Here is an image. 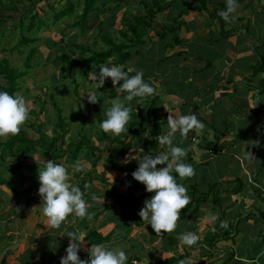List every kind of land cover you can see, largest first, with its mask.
Returning a JSON list of instances; mask_svg holds the SVG:
<instances>
[{
  "label": "crops",
  "instance_id": "1",
  "mask_svg": "<svg viewBox=\"0 0 264 264\" xmlns=\"http://www.w3.org/2000/svg\"><path fill=\"white\" fill-rule=\"evenodd\" d=\"M143 1L150 4L152 0ZM168 1L170 7L156 15L153 28L140 35L139 45L137 38L130 33L122 36L120 31L126 30L124 12L132 10L138 16L145 11L144 4L134 0L129 1L135 3L132 6L121 3L111 8L108 23L103 20L112 27L110 32L118 34L113 41L131 42L125 70L134 75L143 69L144 79L156 86V92L134 98L129 132L106 140L113 142V148L119 145L120 150L122 145L115 142H125L128 151L124 156L119 157L120 151L111 150L109 145L102 149L94 145L93 154L87 148L78 150L79 158L74 162L70 150L54 158L64 160L73 177H82L79 182L70 179L75 184L84 183L82 190L91 215L72 213L59 227L48 225L38 192V171L45 163L34 168L13 161L9 169H15L24 180L0 182L12 192L5 202L0 201V264H60L70 240L67 232L74 230L85 236L95 230L107 237L104 244L123 246L129 257L127 264H155L169 257L179 258L173 263L179 264L186 256L196 260L195 264H264V70L257 71L264 55V24L260 34L255 32V24L264 23V0H239L237 12L226 22L220 15L227 7L226 0H161ZM235 19L244 24V34V26L231 28ZM231 30L235 33L229 34ZM220 44L224 48L217 46ZM110 83L111 101L127 94ZM171 112H195L205 126L194 127L186 137L175 134L174 143L187 149L185 160L196 169L195 175L178 179L187 185L191 206L180 210L174 230L156 233L139 215L153 193L132 172L138 167L139 148L152 150L153 155L167 151L159 137L168 130L167 117L175 115ZM131 146L135 148L130 155ZM54 152L57 155L58 151ZM77 162L88 167V173L79 170L76 176ZM25 170L34 174L27 187ZM106 171L110 180L103 177ZM96 183L109 187L108 192H99ZM22 186L25 191L20 190ZM215 192H220L217 205L212 197ZM209 211L217 215L215 222L205 218ZM223 221L227 227L222 226ZM135 230H141V240L132 236ZM190 230L201 236L193 245L179 239V233ZM215 234L225 237H213ZM89 247L87 241L81 248L82 259L88 258Z\"/></svg>",
  "mask_w": 264,
  "mask_h": 264
},
{
  "label": "rangeland",
  "instance_id": "2",
  "mask_svg": "<svg viewBox=\"0 0 264 264\" xmlns=\"http://www.w3.org/2000/svg\"><path fill=\"white\" fill-rule=\"evenodd\" d=\"M134 2L140 5V1L134 0ZM134 2L129 5H135ZM64 4L65 0H0V14H3V16H0V19H10L7 21L9 22L8 24L6 21L4 24L0 23V58H8L12 67H15L18 71L25 73L17 80L18 89L15 93L23 94L27 98L31 111L30 118L21 128L25 129L29 138H34L35 140L37 139L36 144L38 146L36 151L31 152L29 155L17 153L10 155L9 153H6L4 160H0V178L15 184L18 180L23 181L24 176H19L15 169H9V165L12 166L14 162H21L26 167L32 165V167L35 168V164L39 167H43L42 162L46 163L47 159L46 156H44L46 159L43 157V154L51 151L52 149H56L58 153H60L61 150H65L66 153L70 150V146L73 148L76 147L74 143L79 141H82L83 143L82 138H84L85 142L80 150L86 151V146L92 144L93 146L95 145V147H99L101 149L106 145H109L111 150H117V152L120 151L119 145H116L117 147L114 145L113 148V142H107L103 138L101 128L98 123L99 117L103 119L106 118V111L109 108L108 105L112 104L115 100L113 99L111 101L108 94L109 89L106 86V84L110 85L112 80L109 77L105 84L99 88V91L102 92L100 94L101 102L99 101V104L101 103L102 107L97 108V103H91L87 100L88 93L85 92L96 88L98 82L89 78L88 74L93 69H88V63H85L82 60V58L86 59L89 56V53L81 48V46L84 45V48H91L99 51L105 47V43L97 36L100 29L98 24L100 22L103 23L105 18L106 22H109V12L111 8L115 7V5L109 4L106 7H103V13H101L98 18L93 16L91 23L92 26L89 31L85 32L83 35L84 37L79 38L77 35V28H73L72 31H68V28L75 18L64 17L62 18V21L60 20L57 23L53 22L54 12L61 10ZM11 6L16 7L18 9L17 12L13 11L10 8ZM25 8H31L34 12H38L42 18H45V15L49 18L47 19L48 26L45 29H41L42 31L37 30V26L39 25L37 22L35 23L36 28L32 31L23 30V34L25 36L37 39L28 47L19 46L21 38V33L19 32L20 28L12 29L11 27H8V25L11 26L10 23H19L20 15ZM80 10L81 7H78L76 13H80ZM127 14V18L133 21V17L136 16L135 13H133L132 10H129ZM232 23L233 22H230V26L234 29L239 26H244V24L239 23V20L237 19H235L234 24ZM263 24V20L255 24V32L257 34H260V31H262ZM106 26L108 27L109 25ZM226 26L229 27L228 25ZM61 29H64L68 36V38H66L67 41H64L62 44H60L62 42V34L58 33ZM103 29L104 27L102 26V32L106 34V30ZM245 30L246 28L244 26V29L242 30L243 34ZM232 31L234 30H231L230 32ZM233 33H235V31ZM115 36H118L116 31L114 33L110 32V39L113 40ZM74 40L75 43L71 42ZM52 41L58 42L59 45L57 47L52 46ZM217 46L224 48L221 44ZM19 49H21L22 53L18 52ZM243 62H246V60ZM95 70L99 72V68H95ZM258 70L259 69H257V71ZM0 85H6L5 79L1 76ZM81 97L83 99H80ZM81 104L83 105L82 107L80 106ZM60 117L64 119L61 125L59 124ZM31 123L32 126H29ZM130 125L131 123L129 121L128 126ZM36 126H39V129L46 135V141L52 137H58L60 133H63L62 140L64 142L61 144L63 148H58L56 147L57 145L53 148L48 145V142H41L38 139L40 138V134L36 131ZM106 134L110 139L117 136L116 133L108 131H106ZM8 138L9 135L1 136L0 141L5 142ZM115 143H117V141ZM134 148L135 146H131L129 152L130 155ZM1 149L3 148L1 147L0 150ZM81 152L83 153L84 151ZM13 155L15 157H13ZM75 155L77 160L79 158V154ZM62 162H64V160H62ZM67 163L71 164V162ZM89 164L90 163H88L87 166H89ZM83 168L80 169L82 174L88 173L85 171L88 167L86 168L83 164ZM77 172H79V170H76V176L78 175ZM27 173L28 176L27 181H25V187L28 186L29 182L33 183L34 179V174H32V172L28 171ZM105 174L106 176H102L109 179V171H106ZM96 175L98 176L100 173L97 172ZM88 176L89 174L86 175V177ZM70 177L76 178V182H79L82 178L79 175L78 177H73L72 175ZM93 177L95 176L92 175V178ZM100 183H96L99 186L98 191L108 192L109 187L100 185ZM15 187L18 186L16 185ZM10 194L12 195V192L9 188L0 183L1 203L5 202ZM1 203L0 206H3ZM140 231L141 230L133 231L132 236L141 240ZM140 264L144 263L140 262ZM150 264L152 263L150 262Z\"/></svg>",
  "mask_w": 264,
  "mask_h": 264
},
{
  "label": "clouds",
  "instance_id": "3",
  "mask_svg": "<svg viewBox=\"0 0 264 264\" xmlns=\"http://www.w3.org/2000/svg\"><path fill=\"white\" fill-rule=\"evenodd\" d=\"M227 7L220 10L225 20H231L239 8V0H226ZM99 72L93 70L88 76L97 81V87L85 92L87 100L98 103L101 100L99 88L110 77L113 85H119L127 94L117 97L106 111V118L101 121V127L108 132L116 134L128 133V122L131 119L132 101L136 97H147L156 92V86L144 79L143 69H137L134 75L125 70L123 64H116L111 60L101 63ZM83 106L82 104L80 105ZM30 105L27 98L20 93L10 92L0 88V136L16 134L30 118ZM174 113V112H171ZM169 114L167 117L168 130L159 137L161 144L167 145V151L155 153L139 148L138 167L132 176L146 185V190L153 194L144 202L139 210L143 220H147L156 233L165 230L167 233L177 227L180 219V210L188 205L192 199L187 185L179 182L180 178L195 175L196 169L190 162H186L187 149L174 143L175 134L179 132L186 137L194 127L203 128L204 121L199 119L197 113L177 115ZM249 156L253 154L248 151ZM125 163L128 160L124 161ZM158 165H161L158 167ZM77 170L83 168L80 162L75 165ZM40 186L38 189L42 198L43 213L48 218V225L59 227L69 214L89 216V203L85 199V192L70 179L68 167L55 159H46L45 166L38 171ZM112 174V173H111ZM215 222L217 215L211 211L205 217ZM227 227V221L222 222ZM70 238L66 248V255L60 257V264H127L128 254L123 246H110L104 243H92L87 251L89 256L82 259L80 250L87 244L85 234L80 230L68 231ZM179 239L188 245L196 244L201 236L196 230L179 233ZM192 257L186 256L179 260V264H195Z\"/></svg>",
  "mask_w": 264,
  "mask_h": 264
},
{
  "label": "trees",
  "instance_id": "4",
  "mask_svg": "<svg viewBox=\"0 0 264 264\" xmlns=\"http://www.w3.org/2000/svg\"><path fill=\"white\" fill-rule=\"evenodd\" d=\"M129 1H131V0H75V1L74 0H65V4L61 8V10H59V11L54 10L55 12L53 14V20H54L53 22L57 23L60 20L62 21V18H64V17L75 18L74 21L71 23L70 27L68 28V31H72L73 28H77L78 29L77 35L79 38H82V37H84L83 35L85 34V32H88L90 27L92 26L91 23H92L93 16L95 18H98L101 15V13H103V7H106L109 4H114L115 6L119 7V5L121 3L129 4ZM199 1H203V3H204L206 0H199ZM140 2L142 4H144L145 11L142 12L138 16H134L133 21H132L131 19L127 18L128 17V14H127L128 11L126 10L123 14V17H122V24L126 26V30L123 32L120 31V34L122 36L126 37V33H130L133 36V38H137L136 41H138V45L141 44V41L139 40L140 35L142 33L146 32L147 28H153V25L151 22L156 17V15L160 12H163L166 8L170 7V5H171L170 1L162 3L161 0H152L150 2V4L148 1L142 0ZM78 7H81L80 13H76V10ZM10 8L15 12H17V10H18L14 6H11ZM29 14H31V15H29ZM0 16H3V14H0ZM19 19L20 20H19L18 24L17 23H10L11 26L8 25V27L9 28L11 27L12 29L13 28L14 29L20 28L19 32L21 33V38L19 41V46L28 47L31 44H33L37 39L25 36L23 34V30L25 29V30L32 31L33 29L36 28L35 23L37 22L39 24L37 26V30L42 31L41 29H45L48 26V20L47 19H49V18H47L46 15H45V18H42V17H40L38 12H36V11L34 12L33 10H31V8H25L24 11L22 12V14L20 15ZM25 19L27 20V22ZM8 20H10V19H5V20L0 19V23L4 24V22L6 21V23L8 24L9 23V22H7ZM98 25H99L100 29L98 31L97 36L102 40V42L105 43V47L103 49L97 51V50H93L91 48H84L83 47L84 45H82L81 48L89 53V56L86 59L82 58L83 62L88 63V69H93L94 64L96 65V68L98 69L99 64L107 62L109 60H111V62L116 63V64L125 65L129 59L130 55H131V51H130L131 50L130 49L131 42L129 44L128 43L125 44V42L113 41L109 37L111 28L107 27L102 22H100ZM102 26L104 27L103 30H106V34L102 32ZM234 31L229 32V34H232ZM58 33L62 34V39H61L62 42L61 43L59 42L60 44H62L64 41H67L66 38H68V36H67V33L64 29H61ZM77 35H75V36H77ZM52 42H53L52 46L57 47L59 45L58 42H54V41H52ZM71 42L75 43V40L71 41ZM17 48H19V47H17ZM18 52L22 53L21 49H19ZM261 58H262V60H261L262 62L259 66V70L260 69L264 70V55H262ZM27 65H29V64H27ZM24 74H25L24 72H20L17 70V68L12 67L8 58H6V57L0 58V76L3 77V79H5V82H6V85L5 86L0 85V88H4L10 92L15 93L18 89L17 80L19 78H21ZM106 86L109 89L110 85L106 84ZM111 97H115V93H112ZM80 99H83V98L81 97ZM102 120H104V119L101 117L98 118V123H99L100 128H101V134L103 135V138L105 140H109V137L107 136L106 131L101 127V121ZM63 121H64V119H62L60 117L59 118V124L61 125L63 123ZM29 126H32V123L29 124ZM39 128H40L39 126L38 127L36 126V131L40 134V138H38V139L41 142H48V145L52 146L53 148H55V145H57L56 147H58V148L59 147L62 148L61 144L63 143V140H62L63 133L62 134L60 133V135L58 137H52L51 139L46 141L45 140L46 135ZM82 139H83V143H84L85 140H84V138H82ZM0 140H1V136H0ZM36 140L34 138H29L25 129H22V128H21V131L16 133V134H9L8 140H6L5 142L0 141V148L1 147L3 148L0 150V160H2V161L4 160V156L6 153H9L10 155L13 153L29 155L31 152H35L36 148L38 147L36 144ZM117 142H118V144L122 145L120 153L118 154L119 157H122L125 154H127L128 145L125 144V142L121 141L120 139L117 140ZM83 143H82V141L81 142L79 141V142L74 143V145L76 146L75 148H73L71 146L69 147L70 151L73 152L72 153V157H73L72 162L75 161V159H76L75 154L77 153L78 150L81 149ZM86 148H87V151L89 152V154H93L96 151V148L91 144L87 145ZM55 150L56 149H52L51 151L46 153L45 156L50 158V159H54V158H60L61 156H63V152L65 153V151L61 150L60 153H57V155L54 156L53 154L55 153L54 152ZM89 175H91V173H89ZM176 175H177V179H179L178 174H176ZM84 179H86V177H84ZM3 181L4 180L0 178V182L3 183ZM83 184L84 183L79 185L82 189H83V187H82ZM20 190L25 191V187L22 186L20 188ZM219 193L220 192H215L212 195L214 205L219 204V201H218ZM130 195H131V197H136V196H133V194H128V196H130ZM206 195L207 194H204V196H206ZM190 206H191V203H189L184 208H182V210H186ZM224 235L215 234L212 236L213 237H215V236L225 237ZM85 238L88 240L90 246L92 243H104L107 239V237L103 236L100 232L95 231V230L89 232L85 236ZM210 241L213 242V238H211ZM178 259L179 258H176V257H169V258H165L163 260H160L158 262H155V264H173V263L177 262Z\"/></svg>",
  "mask_w": 264,
  "mask_h": 264
}]
</instances>
